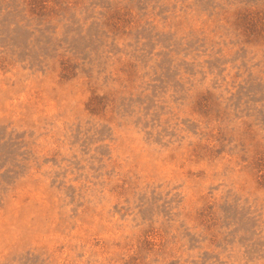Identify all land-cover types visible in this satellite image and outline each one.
I'll return each mask as SVG.
<instances>
[{
    "label": "rangeland",
    "instance_id": "1",
    "mask_svg": "<svg viewBox=\"0 0 264 264\" xmlns=\"http://www.w3.org/2000/svg\"><path fill=\"white\" fill-rule=\"evenodd\" d=\"M0 264H264V0H0Z\"/></svg>",
    "mask_w": 264,
    "mask_h": 264
}]
</instances>
